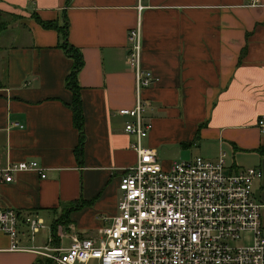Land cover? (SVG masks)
Here are the masks:
<instances>
[{
	"label": "crops",
	"instance_id": "0c3cea01",
	"mask_svg": "<svg viewBox=\"0 0 264 264\" xmlns=\"http://www.w3.org/2000/svg\"><path fill=\"white\" fill-rule=\"evenodd\" d=\"M144 9L139 11L138 6ZM84 66L78 73L84 144L66 82L73 60L57 29ZM142 22V66L155 84L143 92L153 130L143 142L165 168L195 157L227 154L231 170L257 168L253 196L264 205V0H0V209L37 216L49 226L21 246L44 247L59 222L61 240L91 235L117 215L123 173L137 162L122 109L136 105L128 32ZM24 126L16 128L13 124ZM38 162L46 173H1ZM264 227V210L262 212ZM0 232V264H42L33 252H10Z\"/></svg>",
	"mask_w": 264,
	"mask_h": 264
},
{
	"label": "built area",
	"instance_id": "2783aa9c",
	"mask_svg": "<svg viewBox=\"0 0 264 264\" xmlns=\"http://www.w3.org/2000/svg\"><path fill=\"white\" fill-rule=\"evenodd\" d=\"M260 1L246 0L251 7ZM142 41L139 19L128 32L127 58L135 74L136 105L119 111L128 119L125 133L134 138L131 149L137 162L121 176L111 225L85 237L73 234L68 246L52 237L44 247L28 248L21 246V227L34 241L44 223L33 214L0 209V232L11 240L9 251L33 252L52 264H264V205L253 196L261 170H231L225 152L214 160L198 156L165 168L156 151L143 145L153 130L143 92L156 79L142 66ZM259 125L264 131V120ZM23 172L47 177L36 161L11 164L1 173L11 183ZM57 238L61 240L59 233Z\"/></svg>",
	"mask_w": 264,
	"mask_h": 264
},
{
	"label": "trees",
	"instance_id": "16d2710c",
	"mask_svg": "<svg viewBox=\"0 0 264 264\" xmlns=\"http://www.w3.org/2000/svg\"><path fill=\"white\" fill-rule=\"evenodd\" d=\"M39 23L46 29H57V31L61 35V48L64 49L66 54L68 55L69 58L73 60V68L72 72L69 75L66 85L68 89H70L73 94H74V103H73V112L75 115V123L77 125V128L80 133V144H79V155L81 154L82 146L84 144V119H83V113H82V108H81V95H80V87L78 84V73L84 66L83 58L78 50L73 48L68 43V24H66L65 27L59 28L55 23L51 22H42L39 18ZM58 225L59 222H56L55 225H53L52 229V237L57 240L58 238ZM42 264H52L50 261H46L45 263Z\"/></svg>",
	"mask_w": 264,
	"mask_h": 264
},
{
	"label": "rangeland",
	"instance_id": "374dc122",
	"mask_svg": "<svg viewBox=\"0 0 264 264\" xmlns=\"http://www.w3.org/2000/svg\"><path fill=\"white\" fill-rule=\"evenodd\" d=\"M107 225H111V223L109 222V223H107ZM50 235V229H49V226L47 227V229H45V230H43L42 231V237H44V239H45V237L47 236V235ZM247 241H249V236H247ZM89 264H97V262L96 261H91Z\"/></svg>",
	"mask_w": 264,
	"mask_h": 264
}]
</instances>
